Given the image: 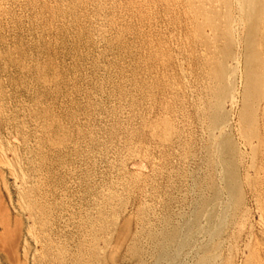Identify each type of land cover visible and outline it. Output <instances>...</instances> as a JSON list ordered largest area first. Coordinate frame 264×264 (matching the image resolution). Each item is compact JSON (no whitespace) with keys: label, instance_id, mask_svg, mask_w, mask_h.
<instances>
[{"label":"rangeland","instance_id":"1","mask_svg":"<svg viewBox=\"0 0 264 264\" xmlns=\"http://www.w3.org/2000/svg\"><path fill=\"white\" fill-rule=\"evenodd\" d=\"M244 3L0 0V264H264V0Z\"/></svg>","mask_w":264,"mask_h":264},{"label":"bare ground","instance_id":"2","mask_svg":"<svg viewBox=\"0 0 264 264\" xmlns=\"http://www.w3.org/2000/svg\"><path fill=\"white\" fill-rule=\"evenodd\" d=\"M244 1L245 0H237V3L239 4V6H240V8H242V7H244ZM234 25L237 27V28H240V23H239V20H236V21H234ZM237 30V29H236ZM233 62H234V64L236 65V66H238L239 65V59L238 58H236V57H233ZM240 81V80H239ZM234 91V90H233ZM227 102L229 103V105L231 106V107H236L237 105H238V95H237V93H235V92H232L230 95H229V97L227 98ZM229 127H231V125L229 124V122H227V121H225V122H223V123H221L219 126H217L216 127V130L215 131H217V132H219L220 134L221 133H223L225 130H226V128H229ZM237 132H236V134L237 135H239L238 137L239 138H242L241 137V133H240V130L239 129H237L236 130ZM14 151V150H13ZM15 152V151H14ZM219 153H221V147H219V144H216V150H215V152H214V158H216V160H217V162L219 163V165H220V167H221V169H222V166H223V160L222 159H219ZM14 155H15V153H14ZM17 155V154H16ZM17 157V156H16ZM2 161V160H1ZM22 161V160H21ZM17 162V161H16ZM3 164H4V162H3ZM5 165V164H4ZM18 165V164H17ZM220 168H217V172H216V176L219 178V180H222V176H221V174H222V170H221ZM15 170V169H14ZM23 172V171H22ZM22 174V173H21ZM25 181V180H24ZM226 201H227V195H226V193L225 192H223L222 194H221V196L217 199V201H216V205H217V207H218V209L219 210H222L224 207H226V205H227V203H226ZM243 217V216H242ZM204 220H206V217H205V219ZM245 221V217H243V218H241V222L240 223H238L237 224V226L236 227H238V226H240L243 222ZM260 226H261V228L262 229H264V221L262 220L261 222H260ZM235 228V225L234 226H232L230 229H229V231L231 232L233 229ZM208 231L205 229V228H202V229H200L199 230V233H198V235H197V238H196V240L193 242V244L191 243V244H189V251L187 252V254H186V262L187 263H192L193 261H194V259H195V257L198 255V253H199V250H200V248H201V246H203V244L207 241V233ZM30 233V232H29ZM211 239V238H210ZM228 239V236H227V238H225V241H224V244L226 243L227 244V242L229 241V240H227ZM226 246V245H225ZM171 249H172V243L171 242H167V244L165 245V247L163 248V253H165V252H168V255L166 254V255H161V259H166L167 257H169L170 255H171V253H169V252H171ZM219 252L218 251H214L213 252V255L215 256V257H217L219 254H218ZM172 257V256H171Z\"/></svg>","mask_w":264,"mask_h":264}]
</instances>
